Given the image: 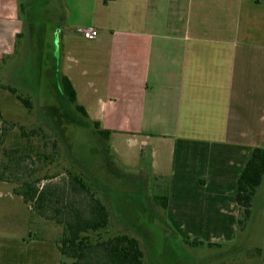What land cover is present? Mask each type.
I'll return each mask as SVG.
<instances>
[{
    "label": "crops",
    "instance_id": "1",
    "mask_svg": "<svg viewBox=\"0 0 264 264\" xmlns=\"http://www.w3.org/2000/svg\"><path fill=\"white\" fill-rule=\"evenodd\" d=\"M55 7L60 75L77 101L82 95L88 119L110 132L115 151L124 145L166 181L177 234L234 244L238 180L253 150L264 148V0H59ZM23 25L19 0H0V59L15 53ZM90 27L94 39L82 35ZM254 221L263 229L264 264V178Z\"/></svg>",
    "mask_w": 264,
    "mask_h": 264
},
{
    "label": "rangeland",
    "instance_id": "2",
    "mask_svg": "<svg viewBox=\"0 0 264 264\" xmlns=\"http://www.w3.org/2000/svg\"><path fill=\"white\" fill-rule=\"evenodd\" d=\"M58 1L19 0L22 35L15 53L0 59V176L8 180L0 179V264H62L55 246L64 226L41 218L15 193L33 180L41 181L39 189L64 196L58 207L72 200L83 206L95 195L110 214L100 235L136 238L143 264H258L263 229L255 221L246 223L234 244L199 245L177 234L163 207L166 181L156 180L146 160L138 162L124 145L115 151L68 99L54 46L63 26L53 19ZM81 100L82 95L78 105ZM72 176L80 177L89 193L74 194ZM29 238L39 243L27 245L23 240Z\"/></svg>",
    "mask_w": 264,
    "mask_h": 264
},
{
    "label": "trees",
    "instance_id": "3",
    "mask_svg": "<svg viewBox=\"0 0 264 264\" xmlns=\"http://www.w3.org/2000/svg\"><path fill=\"white\" fill-rule=\"evenodd\" d=\"M64 92L68 99L76 104L77 110L88 118L83 106L77 104L76 91L67 77L62 78ZM12 93L15 89L8 87ZM17 99L31 109L28 99ZM2 114L0 112V119ZM98 133L108 138L109 131L102 130L98 122H93ZM264 178V148H255L247 161L237 185V203L240 210L238 228L240 231L246 226L252 215L253 200L258 187ZM1 180L8 181L3 176ZM40 180L26 181L15 193L22 197L24 202L33 205L35 212L46 220H52L64 226L62 239L58 243V250L63 258L62 264H143L144 253L139 241L127 234H119L110 238H103L100 231L108 228L109 211L106 206L91 195L87 204L68 202L61 207L56 206L63 197L56 196L49 189H39L36 185ZM71 187L74 194L89 193L88 187L78 176H72ZM63 203V202H62ZM163 207L167 208V198L164 197ZM49 212H51L49 214ZM97 235V237L94 235ZM194 243H204L195 240ZM210 246L212 244H209ZM68 260H73L68 263Z\"/></svg>",
    "mask_w": 264,
    "mask_h": 264
},
{
    "label": "built area",
    "instance_id": "4",
    "mask_svg": "<svg viewBox=\"0 0 264 264\" xmlns=\"http://www.w3.org/2000/svg\"><path fill=\"white\" fill-rule=\"evenodd\" d=\"M82 35L86 39H94L98 35V31L95 28H85L82 31Z\"/></svg>",
    "mask_w": 264,
    "mask_h": 264
}]
</instances>
